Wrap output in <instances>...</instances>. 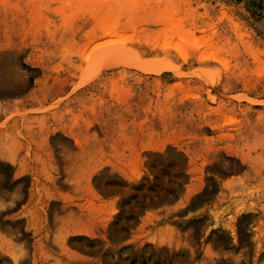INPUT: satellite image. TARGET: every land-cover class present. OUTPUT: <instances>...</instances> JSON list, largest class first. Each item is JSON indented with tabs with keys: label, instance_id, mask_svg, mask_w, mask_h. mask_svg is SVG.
<instances>
[{
	"label": "rangeland",
	"instance_id": "rangeland-1",
	"mask_svg": "<svg viewBox=\"0 0 264 264\" xmlns=\"http://www.w3.org/2000/svg\"><path fill=\"white\" fill-rule=\"evenodd\" d=\"M0 0V264H264V0Z\"/></svg>",
	"mask_w": 264,
	"mask_h": 264
},
{
	"label": "crops",
	"instance_id": "crops-1",
	"mask_svg": "<svg viewBox=\"0 0 264 264\" xmlns=\"http://www.w3.org/2000/svg\"><path fill=\"white\" fill-rule=\"evenodd\" d=\"M229 1L232 4V1L231 0H229ZM235 2H237L239 5H243V6L249 4V2L247 0H239V1H235Z\"/></svg>",
	"mask_w": 264,
	"mask_h": 264
}]
</instances>
